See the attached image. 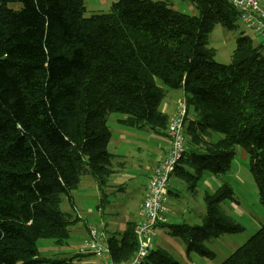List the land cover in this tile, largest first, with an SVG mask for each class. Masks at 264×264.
I'll return each mask as SVG.
<instances>
[{"label":"trees","instance_id":"16d2710c","mask_svg":"<svg viewBox=\"0 0 264 264\" xmlns=\"http://www.w3.org/2000/svg\"><path fill=\"white\" fill-rule=\"evenodd\" d=\"M192 1L197 15L172 0H114L90 15L85 0H0V264H91L77 263L80 253L44 256L37 242L67 243L79 217L61 203L74 205L84 176L108 201L126 165L108 149L112 115L168 136V89L184 91L189 143L169 186L174 172L193 192L207 170L221 180L205 195L201 223L170 225L188 253L213 258L208 240L245 230L222 207L236 201L227 176L239 146L264 205V42L242 33L231 62L217 61L209 33L217 24L236 29L242 10L231 0ZM135 225L108 235L113 261L139 251ZM140 264L180 262L152 247ZM220 264H264V223Z\"/></svg>","mask_w":264,"mask_h":264},{"label":"rangeland","instance_id":"374dc122","mask_svg":"<svg viewBox=\"0 0 264 264\" xmlns=\"http://www.w3.org/2000/svg\"><path fill=\"white\" fill-rule=\"evenodd\" d=\"M85 0L86 14L94 11L108 10L114 0ZM174 7L188 14H198L199 10L192 0H172ZM246 33L252 36L255 43L264 42V35L258 34L248 26L243 18L239 20L236 29H229L217 24L209 33V46L215 50L214 58L222 63H230L232 53L237 44V38ZM163 101L162 108L168 104L169 113H176L179 105V97L183 89H171ZM175 111V112H174ZM171 114V115H172ZM112 137L108 149L114 153L126 157V165L111 178L113 187L108 189V201L101 204V192L94 178L86 175L79 183V187L73 191L74 205L65 198L61 203L64 211L70 212L74 218L79 219L71 226V234L67 243H57L53 238H40L37 246L40 253L47 257H71L79 253L80 249H88L91 240L89 227L97 226L105 230L107 235L115 231H122L129 222H135L140 218V203L142 192L139 187L149 174L155 163L157 155L161 152L160 142L168 144L165 135L151 132L147 129H139L117 120L115 115L109 119ZM227 179L235 190L236 201L223 202L225 213L235 218L245 226V230L239 233H226L217 238L208 240V247L215 252L213 258L200 255L197 252L188 253L187 244L180 236L171 230V224L201 223V216L206 212L205 195L214 192L221 184L220 177L212 171H205L198 182L197 191L193 192L188 183L182 180L176 173L172 175L170 188L164 200L167 223L159 224L153 230L156 236H152V247H160L168 251L180 264H220L239 246L244 244L264 223V205L259 198V189L250 170V162L247 153L242 147H238L233 160V167L229 171ZM137 223V222H135ZM148 242L149 238L145 237ZM75 257L77 263L83 260L91 264H105L104 256L85 253Z\"/></svg>","mask_w":264,"mask_h":264},{"label":"built area","instance_id":"2783aa9c","mask_svg":"<svg viewBox=\"0 0 264 264\" xmlns=\"http://www.w3.org/2000/svg\"><path fill=\"white\" fill-rule=\"evenodd\" d=\"M231 1L242 10V18L245 23L258 34L264 35V10L261 8L259 0ZM187 108L186 102L182 101L176 113L170 117L168 137L171 147L164 158L153 168L149 177L147 191L140 208L141 219L135 225V232L140 244L137 254L127 262L117 263L113 261L108 245L109 236L105 230H101L97 226L89 227L91 240L88 249L82 248L79 253L104 256L107 259V264H140L147 256L149 248H152L150 243L152 236H156L153 229L167 220L164 200L167 195L171 172L189 146L185 131ZM145 237L149 238L148 242L145 241Z\"/></svg>","mask_w":264,"mask_h":264},{"label":"crops","instance_id":"0c3cea01","mask_svg":"<svg viewBox=\"0 0 264 264\" xmlns=\"http://www.w3.org/2000/svg\"><path fill=\"white\" fill-rule=\"evenodd\" d=\"M100 1V3H104V1L103 0H99ZM173 3V2H172ZM174 4V3H173ZM259 4H260V6H261V8L264 10V0H259ZM264 37V36H263ZM173 92L171 91V89H168L167 90V93H166V96L169 94H172ZM176 95H181V97H179L178 99H179V101L180 100H184L185 98V94H184V92H182L181 94H176ZM165 96V97H166ZM168 104H166V105H164V110L167 112V113H169V110H168ZM175 112V111H174ZM172 113H169V115L170 116H172L171 115ZM166 137H167V139H168V144L167 145H165L164 144V142H160L159 143V147L161 148V152H159L158 153V155H157V163L161 160V159H163V157H164V155L166 154V152H167V150L170 148V146H171V142H170V139L168 138V136L166 135ZM119 154V153H118ZM157 163H155V165L157 164ZM154 165V166H155ZM154 166H153V168H154ZM123 168V167H122ZM153 168L151 169V171L149 172V174L148 175H146V178H145V180L143 181V183H142V187H139V189L138 190H140L141 192H142V201H141V203H140V207H141V204H142V202H143V200H144V197H145V194H146V191H147V181H148V178H149V176H150V174L152 173V170H153ZM121 170H119L117 173H119ZM175 173V172H174ZM85 177V176H84ZM113 184V183H112ZM172 186H174V185H172V184H170V186H169V188H168V192L170 191V188H172ZM139 212H140V208H139ZM141 219V214H140V218H139V220ZM138 221V220H137ZM137 221H135V222H137ZM107 260V259H106ZM83 262H88V263H90V261H87V260H83ZM105 264H107V262H105Z\"/></svg>","mask_w":264,"mask_h":264}]
</instances>
